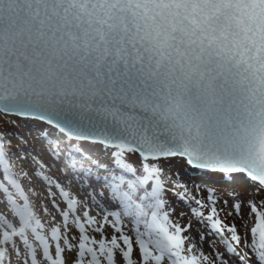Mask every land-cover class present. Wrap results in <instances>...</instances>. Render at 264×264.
I'll return each instance as SVG.
<instances>
[{
	"label": "snow or ice",
	"instance_id": "1",
	"mask_svg": "<svg viewBox=\"0 0 264 264\" xmlns=\"http://www.w3.org/2000/svg\"><path fill=\"white\" fill-rule=\"evenodd\" d=\"M0 264H264V0H0Z\"/></svg>",
	"mask_w": 264,
	"mask_h": 264
}]
</instances>
